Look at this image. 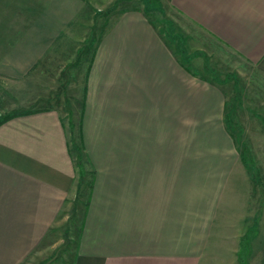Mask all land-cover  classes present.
Masks as SVG:
<instances>
[{
	"label": "crops",
	"instance_id": "1",
	"mask_svg": "<svg viewBox=\"0 0 264 264\" xmlns=\"http://www.w3.org/2000/svg\"><path fill=\"white\" fill-rule=\"evenodd\" d=\"M73 214V264H264V0H0V264Z\"/></svg>",
	"mask_w": 264,
	"mask_h": 264
},
{
	"label": "rangeland",
	"instance_id": "2",
	"mask_svg": "<svg viewBox=\"0 0 264 264\" xmlns=\"http://www.w3.org/2000/svg\"><path fill=\"white\" fill-rule=\"evenodd\" d=\"M152 5L155 6V4H152ZM89 45L90 46L92 45V40L89 41ZM91 55L92 54L90 52L89 53L85 52L84 54V62H85L84 73H86V70H87L86 67L88 66V62H90L91 60ZM232 135L234 137L233 139L234 143L237 141V145L239 146L238 149L230 150L228 153L222 152V154L225 157L226 156H233V157L238 156L240 159H243L244 161L245 159L249 161L250 150H246L242 147V144H243L241 142L243 140L242 134L233 133ZM204 142L205 140L199 137V134H196V133L190 134L187 132H181V157H185V158L194 157L196 158L197 162L200 161L202 165H207L205 163H208L211 161H219V158L216 159L218 157V155L216 154L220 155V153H215V152H218L219 150L207 147L206 142L205 143ZM82 156H84V153L82 154ZM241 166L244 167L243 170ZM241 166L239 165L237 166V167H240L239 169H237V172H240V171H244L245 173L252 172V166L250 164H243ZM203 167H206V166H203ZM230 171L232 170H230L229 168L228 172ZM233 172H236V169ZM208 188H211V186H209ZM87 193L88 191L86 190L84 198L87 196ZM79 220H80V214H78L77 217H75L73 214V216L69 219L67 253L65 252L66 253L65 255L63 254L61 255L62 258L61 260L56 262L57 264H73V256H74V250H75V245H76V235H77V229H78L77 223L79 224L78 222ZM75 221H77V223Z\"/></svg>",
	"mask_w": 264,
	"mask_h": 264
}]
</instances>
